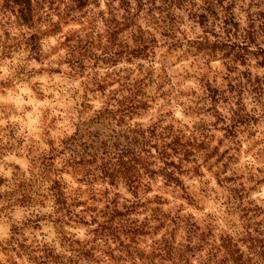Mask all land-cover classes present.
Segmentation results:
<instances>
[{
  "label": "clouds",
  "instance_id": "1",
  "mask_svg": "<svg viewBox=\"0 0 264 264\" xmlns=\"http://www.w3.org/2000/svg\"><path fill=\"white\" fill-rule=\"evenodd\" d=\"M0 264H264V0H0Z\"/></svg>",
  "mask_w": 264,
  "mask_h": 264
},
{
  "label": "trees",
  "instance_id": "2",
  "mask_svg": "<svg viewBox=\"0 0 264 264\" xmlns=\"http://www.w3.org/2000/svg\"><path fill=\"white\" fill-rule=\"evenodd\" d=\"M18 2H19V0H18ZM237 58L239 59V58H241V57L238 56Z\"/></svg>",
  "mask_w": 264,
  "mask_h": 264
},
{
  "label": "rangeland",
  "instance_id": "3",
  "mask_svg": "<svg viewBox=\"0 0 264 264\" xmlns=\"http://www.w3.org/2000/svg\"><path fill=\"white\" fill-rule=\"evenodd\" d=\"M239 59H242V58H239Z\"/></svg>",
  "mask_w": 264,
  "mask_h": 264
}]
</instances>
